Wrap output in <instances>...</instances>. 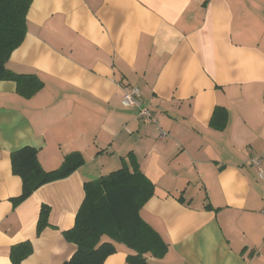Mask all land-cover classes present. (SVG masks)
Here are the masks:
<instances>
[{"label": "crops", "instance_id": "obj_1", "mask_svg": "<svg viewBox=\"0 0 264 264\" xmlns=\"http://www.w3.org/2000/svg\"><path fill=\"white\" fill-rule=\"evenodd\" d=\"M27 28L6 65L43 86L26 97L0 80V264L24 241V264L69 260L63 231L85 182L124 166L156 187L141 215L168 249L148 264H264V178L251 163L263 155L264 167V0H33ZM126 84L157 122L123 104ZM26 145L45 170L72 153L85 162L17 202L11 155ZM134 253L117 243L104 264Z\"/></svg>", "mask_w": 264, "mask_h": 264}, {"label": "trees", "instance_id": "obj_2", "mask_svg": "<svg viewBox=\"0 0 264 264\" xmlns=\"http://www.w3.org/2000/svg\"><path fill=\"white\" fill-rule=\"evenodd\" d=\"M32 1L0 0V80L15 81L18 92L26 97L36 94L43 81L33 74L16 73L6 64L26 36L27 14ZM84 162L80 153H72L66 156L59 168L45 170L38 159L37 148L31 145L19 148L11 155L13 172L22 179V192L16 201H24L40 186L70 175ZM84 188L85 197L75 224L63 231L65 238L77 249L69 260L61 264H104L117 251V243H123L135 252L128 256L132 264H148L147 253L155 257L166 253L167 243L141 215L156 187L138 168L130 170L124 166L98 180L85 182ZM48 214L49 207L44 206L39 228L50 224ZM32 252L33 246L29 241L13 245L10 250L12 264H24Z\"/></svg>", "mask_w": 264, "mask_h": 264}, {"label": "built area", "instance_id": "obj_3", "mask_svg": "<svg viewBox=\"0 0 264 264\" xmlns=\"http://www.w3.org/2000/svg\"><path fill=\"white\" fill-rule=\"evenodd\" d=\"M122 88V101L125 106L135 109L138 118L144 121L157 122V118L153 110L141 100V92L138 87L126 84L123 85ZM165 135L166 132L161 131V137H164ZM262 157L263 155H255L251 158V163L257 168L260 178H264V167L262 165Z\"/></svg>", "mask_w": 264, "mask_h": 264}]
</instances>
